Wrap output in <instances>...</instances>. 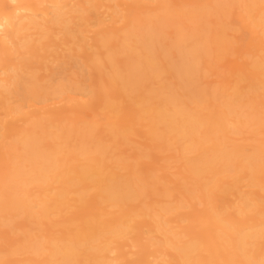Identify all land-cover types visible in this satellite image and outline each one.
Here are the masks:
<instances>
[{
    "label": "rangeland",
    "instance_id": "rangeland-1",
    "mask_svg": "<svg viewBox=\"0 0 264 264\" xmlns=\"http://www.w3.org/2000/svg\"><path fill=\"white\" fill-rule=\"evenodd\" d=\"M60 1L62 3L64 2V4H68H66V7L64 8V18H70L68 23V27L70 29L67 31V33L64 32V27H62V24L59 25L48 22L49 18L55 11L54 3H52L50 0H22L20 3L24 5V8L17 9L16 11L18 12H16L14 8L17 4L16 1L0 0V8L3 11L14 10L17 13L18 20H20L21 23L25 22L28 25L30 18L36 22V24H31L30 26H24L25 24L23 25L19 22V26L21 25V28L9 36V38L3 34L2 37L0 35V38H2L0 39V43L3 40L7 41L8 43H6L11 50V54L5 56V54H2L0 46V90L3 86L6 88L9 87L11 90H15V85L13 86L15 81H12L15 78H8V75L11 73L13 74V72L7 71V68L9 66L13 69L18 68L24 58H26L27 55L29 56L30 53H33V50L28 51L24 47H19L17 42H19L20 37L26 38L29 41L28 44H30V46L34 45L38 46L39 48V44L37 43L39 41L36 40H38L40 34L44 33L43 31H45L49 36L48 39L51 41L48 43L50 45L46 46L47 52L41 48L36 52L42 55L36 57V54L33 57L27 58L30 60L31 65L29 69H24L28 70V72L26 71L27 73L33 72L37 76V82L42 86L43 89L47 86L48 89H41L42 91H40L43 93V95L46 93V95H44L45 99H32L29 101L21 100L20 96H25L29 93L28 89L23 91L20 88L24 85L25 87L29 86L28 83L27 85L24 84L26 83L25 79H27L24 76L27 77L31 74L30 73L28 75L25 71L24 73H21L23 72V70L21 71V68L18 70V73L21 76L23 75V77L20 76L18 77L19 79H16L17 81L19 80L18 83L21 82L19 83V90L14 91L15 93L8 94L6 99L3 100L5 102L3 106L10 109L6 110L0 105V133H4L5 135L4 137L0 138V183H5V181H7L6 179L9 177V173L4 171V169L8 166L10 160L15 156V153L18 152L17 149L10 150L12 147L10 145L12 143V137L10 134L26 129L32 122H41L47 126L48 120L50 118H54V122L57 123L59 120L61 125H66L67 122L73 120L74 122H79H76L77 124L75 123L78 127H83L85 124L84 127L86 126L87 128H90V132L92 131L90 133L91 140H93L92 144L97 143L98 138L102 139V143H100L101 145H98V143L97 145L99 147L104 145L102 149L105 148L108 150L104 153V157L108 156L109 158V161H107L108 158L104 159L106 162L103 161L108 165L107 166L105 163H103L105 165V172H114L125 177L129 176L130 179L128 182L130 181L132 184L134 183V177L138 175V179H135V182L137 183H135V185L131 184L129 186H143V194L140 192L142 194L141 196L139 193L137 197L126 202L119 203V205H115L105 202L100 203V198L95 195L97 193L96 188H90L88 190L87 197L85 200H83V202H75L74 199H76V195L75 193L71 192L67 195V198H69L67 204L63 205L61 210H52L44 218L39 219L36 216V213L32 218L13 217L11 225L9 224L11 227L7 224L0 225V264H29L40 261L49 253L48 242L51 239L60 238L67 233H71L70 227L72 226L73 228V226L79 224L81 219L85 217L98 218L99 220L103 221L104 225H108L109 222L113 221V218L117 217H120L122 220L130 219L129 224L132 225V227L127 228L125 231L126 233L124 234L111 237L112 242L109 244L108 248L100 253V255L105 256L106 264H136V261L139 260L146 261L151 264H177L180 262L179 259L170 260L169 258V253H173L174 250H167V248L161 244V240L165 233H167L166 235L175 233L178 234L181 239L179 243L183 244V242L187 241L189 236L195 235V233L199 230V227H197L196 224L200 219H202L204 213L212 210V205L210 202L213 203V206H215V211L221 216L222 214L230 215L231 213V215H236L237 206L241 197L254 198L255 200L259 199V201H263L264 193L263 191H260V187L258 188V186H253L255 187L253 188L252 185H250L251 182H249V179H247L248 177L243 176L246 172L240 177L238 183L236 184V188L234 187V190L224 193L222 191V187H226L228 184L231 185L235 182V173L233 170L225 175L223 180L219 183L220 187H214L215 189H213L212 193L207 197L198 188L199 180L194 178V176L189 173L188 170L187 161L197 155L196 150L186 148L185 144L180 141L177 142L176 140L175 142V140L171 138L172 136L167 137V134L163 132L160 127H156V129L158 128L157 130L155 128L150 130V123H152L151 120L144 117L140 119L136 112L139 104H133L130 101L141 93H146V95L152 97V101H159V98L162 100L165 99L164 105L166 107L169 106L168 108L172 107V102L179 101L177 98H181V95L184 91L182 90V86L185 84L183 83L184 80L182 75L177 73V71L181 72L180 68L182 66L180 62L183 61L181 60L183 59V53L180 54V52H182V47L185 48L186 44L194 42L193 39L196 38L194 34L190 33L189 37L187 33H189L188 30H193L195 27V30L204 28L209 32H218L219 30L221 31L223 29V40L224 42H227V50L221 55L215 54L214 52L210 53V55L203 56L202 60H196L197 62H193L195 60H191L189 57H187L188 59H184L188 61L191 60V63H194L195 65H193L196 67L194 72L195 75L192 74L193 77L191 76L189 78L192 86L191 88L194 87V90L191 92H185L192 94V92L195 91L193 93L195 94L197 93V90H199L203 93H210L212 90H218L222 87L226 90L236 87L241 89V91H239L241 96L244 95L245 97L247 94H252V88H250L248 85L252 79V66L250 63L253 59H255V61H261L263 60L262 58H264V25L263 23L261 24L263 19L258 18L264 14V0L250 1V8L252 7L254 14L259 13L258 17H249L246 15V11L250 8L232 6V8L229 9L227 17L224 15L222 20L220 19L221 17H219L220 15L216 14L214 11L216 5L213 7V9L211 6L217 1H224L228 3L232 2L233 0H169L168 4L170 5L171 10L169 9L170 11H167L168 16L175 14L177 15L178 13L180 14V12L182 13V10L183 12H205L207 9L208 10L205 12V16L202 18V22L199 23V26H196V23L188 22L183 16L178 18L175 16L174 18L177 19H173L176 21L181 19L180 22L182 24L180 23V25H178V23H176V26L174 25L176 21L172 22L171 24L169 22L168 25L170 27H165V29H163V27L161 29V36L163 35V37L160 38L159 43H153V48L156 46V50H154L155 48L153 49L156 59V66H154V70L160 69L158 70V73L157 71L153 73L151 68H145L146 70L141 68V70H144V73L139 70L142 73L139 72L134 76L135 78L140 77L138 79H141V83L144 81L146 85L145 83H140L141 85L137 84L135 90H132L133 92L127 91L123 87H117L116 83H107L109 80L106 81V78L107 76L109 78L108 72H110L109 69L112 67H106V64L109 65V63H106L107 59L105 60V58L108 57V52L106 51L107 49L100 44V40H102V38L105 39V37H108L107 39H110L111 41L115 38V40H112V43L115 44L112 48L116 49L115 53H113V58L116 57L114 54L116 55L117 50L122 51L123 53L119 52L117 54L115 61L120 64L119 65L116 63L120 68L121 66H125L127 60L130 59L128 56H131L132 52L133 54L131 59L145 50L140 49L139 51V48H137L139 43H134V41L130 39L129 41L128 39H123V31L121 28L127 24L134 30L137 27L138 29L136 31L138 34H140L139 38L143 40L147 32L149 33L153 31L152 27H146L144 24L148 22L149 17L151 18L152 16H155V13L160 12V10L157 9L160 0H123L125 3L121 1L122 4L118 6L116 5L115 0H98L99 3L95 6L84 4L89 9L87 13L84 12V18H79L80 13L75 11V8L78 6L79 2H84L86 0ZM131 1H136L138 8L131 9L128 6ZM155 8L158 10L157 12L155 11ZM150 9L154 10L151 11ZM45 11L48 12L47 15L42 14ZM151 14L152 16H149ZM146 15L148 18H146ZM138 16L142 20L140 24L136 21ZM224 22L228 24L223 26ZM135 24L137 26L133 28V25ZM172 25L174 27H172ZM142 28L146 30L145 34L143 33L145 30ZM178 29L182 30H179V33H181V35L183 37L185 36L184 38L187 39L180 41V35H177ZM176 30L177 32L175 33ZM182 33L185 34L183 35ZM209 34L207 40L204 42V46H206L205 49L208 48V50H212V48H216L215 45H217V42L211 41L212 39ZM174 35L177 36L175 37ZM77 37L79 41L76 40ZM177 37H179V40ZM188 37L190 38L189 40ZM122 44H124L125 49L123 46L121 49L116 47V45L119 46ZM169 47H171L172 50H170ZM136 50L138 52H136ZM202 52L203 51H201V53ZM156 53L159 54L156 56ZM79 54L81 57H84L81 58ZM85 56L90 57L86 58ZM4 57H6V61H2L4 60ZM92 58L101 61L100 63L99 61L97 62L102 66V68H100L101 66L98 65V68L102 72L104 71L103 73H101L100 70H97L96 72L95 68L92 66L93 63L90 64ZM102 61L106 62L103 63ZM116 64L114 67H118ZM89 67H92V69L95 71ZM119 67L118 70H122ZM105 72L108 74L107 76L105 75ZM147 73L151 75H148ZM99 74L102 75L100 76ZM153 74L157 76H154ZM143 75H145L146 78ZM238 75H244V77L247 76L248 78L246 77L247 80H238V82ZM234 77L236 78L234 79ZM78 79L81 81L80 83ZM71 81H76V84L73 83L74 86L72 84L71 86ZM118 82L119 79L117 80V83ZM181 83L183 85H181ZM62 86L65 88L69 86V89H65L66 91H63L60 94H55L54 91L56 88L59 89ZM169 89L172 92H177V94L179 91H182V94H178V97H175V101H171V99L166 100V96L172 94ZM128 92L130 93L128 94ZM256 94L258 97L256 100L255 96L253 99L254 101L250 99L249 102L245 104L246 106L248 105L247 107L244 105L240 108L244 107L241 109L243 110L242 112H245V110L252 112V108L255 109L256 112L258 111V115L261 116L260 123L253 125L251 121L248 123H245L244 121L238 122L235 112H232L231 114L226 113L224 122L225 132H222L223 135L220 134L221 138L223 136V144H226V146L224 145L225 149H229L231 145H240L245 148L244 153L246 155V153L250 154L253 146L264 144V86L260 87ZM133 95L135 96L133 97ZM206 96L207 95H203V98H207ZM205 98L201 102L202 105L200 103L195 105V103L189 101L187 103L189 107H192L193 109L198 106L196 108L197 110L195 109L194 112L197 111L200 114H206L209 112L210 107L215 108V106L218 104L216 102L218 101H214L209 96V94L208 99L205 100ZM105 100L118 106L119 111L116 114L109 113L107 109L104 108ZM226 101L231 100L229 99ZM150 102L148 101L146 104ZM198 108H202L201 111ZM113 120H117L113 126L114 128L109 124V121ZM73 121H70L72 125ZM51 122H53V119ZM80 122H84V124L81 125ZM69 125L71 124L69 123ZM44 129H46V127ZM54 129V126L48 127V130L52 131ZM116 129L118 131L123 129L125 136L118 134ZM115 130L118 134V137H116L117 134L113 137L110 135L111 132ZM163 139H169V142H165ZM211 140L212 138H206L203 145L206 144L205 146H207L216 141L215 139V141ZM179 142L182 144H179ZM9 146L11 147L9 148ZM98 146L96 147L99 148ZM63 149L66 150L67 148ZM120 156L121 159L116 158H120ZM111 157H113L112 159H115V161H112ZM81 158V156H78L80 161ZM79 160L77 161L76 159L77 163H79ZM119 160H121V162ZM123 161H127V163H124ZM119 164L123 166H119ZM207 175L210 176V173ZM258 175L264 179V169H262V172L260 171ZM130 182L128 184H130ZM47 183L48 188L44 191L45 194L50 195L57 191L58 183L54 177L51 176L48 178ZM136 184L138 185L136 186ZM144 187L145 191L147 192L144 191ZM16 189L19 190L20 188ZM23 189L27 190L25 192L20 190V193L23 192L24 194V196L22 194L23 198H27L28 196L33 197V194L39 191V189H37L36 182L29 183L26 186L24 184ZM163 190L166 191V193ZM190 191H193L191 193L194 195L192 194L191 196ZM252 191L256 192H253L254 196L252 195ZM188 192L190 194H188ZM257 193L260 194V196L262 195V198L255 196ZM164 208L166 209L164 210ZM147 210L149 211L147 212ZM124 211H127L126 215L124 214ZM143 211L147 212L149 216H145L142 213ZM4 212L5 211H0V216H2V214L4 215ZM248 213H250V211ZM36 223L39 224L35 226ZM155 223L156 225L158 223V229L157 227L154 228ZM251 225L256 226L258 225V222H252V224L251 221L240 223V227H242L244 231H247L248 226ZM187 227H191V230L185 232ZM216 233L219 232L216 231ZM27 235H36L39 241L43 244L44 250L38 252L37 250L28 247L24 241V236ZM103 239L104 238L101 240ZM259 243L261 246L257 254L258 256H264V237L259 239ZM211 251L215 252L216 248H212ZM205 254H207V252L202 251V254L199 258H203V255ZM232 263L242 264L237 260L229 264Z\"/></svg>",
    "mask_w": 264,
    "mask_h": 264
},
{
    "label": "bare ground",
    "instance_id": "bare-ground-1",
    "mask_svg": "<svg viewBox=\"0 0 264 264\" xmlns=\"http://www.w3.org/2000/svg\"><path fill=\"white\" fill-rule=\"evenodd\" d=\"M12 1H16L17 3L16 6L14 7L15 11L17 9L24 8V5L20 3V1L22 0H12ZM50 1L54 3L55 11L53 12L52 16L49 18L48 22L52 24H59V25L62 24V27H64V32L67 33V31H69L70 29L68 27L70 18L68 19L64 18V14H65L64 8L66 7L67 3L64 4V2L62 3L60 0H50ZM115 1H116V5L118 6L122 4L121 1L123 0H115ZM250 1L251 0H233L232 2H228V3L224 1H217V2H214L211 8L213 9V7L216 5V8H214L215 9L214 11L216 12V14L220 15L219 17H221L220 19L222 20V17L224 15H226L227 17L229 13V9L232 8V6L233 7L241 6V7L250 8ZM123 2L125 3V1ZM98 3H99L98 0H86L84 2H79V4L77 3L78 6L75 8V11H78L80 13L79 18H82V17L84 18L85 17L84 12L87 13L89 11L88 7L85 6L84 4L95 6ZM168 3H169V0H160L159 5L157 6V9L160 10V12H158L159 14L155 13L154 14L155 16H152L153 14L152 13L151 15H149V16H152L151 18L147 17L148 14L146 15V18H148V22H146L144 25L146 27H149V26L150 28L152 27L153 31L149 33L147 32L145 34L146 30L142 28L143 30H145L143 32L145 34V37L143 40L139 38L140 34H138V32L136 31L138 29L137 27L134 30L127 24L123 28H121L123 31V39H128V41L130 39L134 41V43H139V46L136 44L138 47L136 45L134 46L139 48L138 49L139 51L140 49L145 50L144 52L142 51V53L141 52L139 53L141 55L137 54L136 52L138 51L136 50L135 53L137 54V56H135L133 59H131L133 52L131 51L132 54L129 52L131 56H128V55L127 56L130 57L131 60L130 59L127 60L126 62L127 65L124 63L125 66H121L120 68L119 67L120 64L115 61L117 54L122 51L117 50L118 52L116 51V55L114 54V56L116 57L113 58V53H115L116 49L112 48L115 45L114 43H112V40H115V38L112 39L111 41L110 39H107L108 37H105V39L102 38V40H100V44L104 46L107 49L106 51L108 52V57L106 56L107 58H105V60L107 59L106 60L107 62L106 61L104 62L109 63L110 66L106 64V67L107 66L108 68L112 67L111 68L112 70L109 69L110 72H108L107 70L109 74V78L107 76L108 74L105 72L106 73L105 75L108 78L107 79L105 77L106 81L107 80L110 81V82L108 81L107 83H111V82L116 83L117 87H123L124 89L130 92L132 90H135V88L137 87V84L141 83V79L140 80L138 79L140 77L137 76L138 78H135L134 76L135 74L139 72L142 73L144 70L148 68H151L153 73L156 71L158 73V70L160 69L158 67L159 68L158 70L156 69L154 70V66H156L155 65L156 59L154 56L155 52L153 51V49L155 48L154 50H156V46H154L153 48V43H156V42L159 43L160 38L163 37V35L161 36V32H162L161 29L163 27H164L163 29H165V27H168L169 22L171 24L172 22L176 21L174 19H177L180 16L181 17L183 16L184 19L187 20L188 22L196 23V26L197 25L199 26V23L202 22V18L205 16V12L208 10L207 9L205 12L204 11H198V12L185 11L183 12L182 10V13L179 10L180 14L178 13L177 15L175 14V15L168 16L167 11L170 9V5ZM128 6L131 9L138 8L136 1H131L130 4H128ZM158 10H156L155 8L156 12ZM15 11L14 10L13 11H3L0 8V35L1 37L3 34L7 38H9V36H11L13 33L18 31L19 28H21V25L19 26L21 22L20 20H18L17 13H16L18 11L16 12ZM42 14L47 15L48 12L45 11ZM258 14L259 13L254 14L252 7L246 11V15L249 17H252V16L258 17ZM139 16L136 19V21L139 22L140 24L142 20ZM175 16L177 18H174ZM258 18L263 19L261 24L263 23L264 25V14L261 17L259 16ZM180 20L179 21L177 20L174 23V25H176V23L180 25L181 23ZM21 24L23 25L25 24L24 26L27 25V23L25 22ZM31 24L34 25L36 24V22L35 20H32L30 18L28 25L30 26ZM223 24H224L223 26H225L228 23L224 22ZM135 26L137 25L136 24L133 25V28ZM172 27L174 26L172 25ZM195 28L193 30H188L189 33L185 32L188 34L189 37H190L189 35L190 33L194 34V36L196 37L195 39H193L194 42H190L189 44H186L185 48L180 46L183 48L182 52H180V54L183 53V56H182L183 59H181L183 61L180 62L182 66V67L180 66L181 72L177 71V73L178 74L180 73L182 75V78L184 80V82L183 81L182 82L185 83L184 85L181 83V85H183L182 90H184L183 94H182V91H179L178 94L180 93L182 94V95L180 94L181 98H179L177 92H174V91L172 92L169 89L170 92H172V94H169L168 96H166V100L171 99V101L172 100L175 101L176 99L175 97H178L177 99L179 101L172 102L173 103L172 107L170 106L171 108H168L169 106L166 107L164 105L165 99L162 100L161 98H159V101L156 100L158 102L153 100L154 101L153 103L152 97L146 95V93L145 94L141 93V94H138L135 98H133L135 96L133 95V97H131L133 99H131L130 102H132L133 104L137 103V105L139 104L138 105L139 107L138 108L136 107L137 108L136 112H137V115L140 117V119L144 117V118H148L151 120L152 123H150L151 124L150 126L152 128L149 126L150 130H152L153 128L156 129V127L158 128L160 127L162 131L167 134V137L172 136L171 138L175 140V142L176 140L177 142L180 141L183 144H185L186 148L196 150L197 155L189 159L188 161L186 160L188 163V170H189V173H191L194 176V178H197L199 180L198 188L207 197L212 193V190L215 189L214 187H217V186L220 187L219 183L223 180L225 175H227L228 173H230V171H233V170L235 173V176H234L235 182L233 180L234 182L233 184L231 185L228 184L226 187H222V191L224 193L234 190L237 186L236 184L238 183V180L245 172L246 173L243 176L248 177L247 179H249V182H251L250 185H252V187L253 186H258V188L260 187L259 188L260 191H263L264 193V179L258 175V173L260 171L262 172V169H264V144L253 146L250 154L246 153L245 155L244 153L245 148L240 145H237V146L231 145L230 148L227 147L229 149H225L224 145L226 146V144H223L224 142H222L223 136L221 138V135H223L222 132L223 131L225 132L224 122H225L226 113L231 114L232 112H235L236 119L238 120V122L244 121L245 123H248L251 121L253 125L255 124L257 125L260 123L261 116L258 115L259 114L257 113L258 111L256 112V110L252 108V112H249L248 110H245V112H242L243 110L241 109L244 107L242 108L240 107L247 104L250 99L254 101L253 99L257 95L256 94L257 90L260 87L264 86V58H262L263 60L261 61H255V59H253L252 62L250 63L252 66V79L250 80L248 85L250 88H252V94H249V95L247 94L244 97V95L243 96L240 95L241 93L239 91H241V89L239 88L234 87V88H229V90L228 89L226 90L221 86L222 87L221 89H218V90L214 89L210 93L208 92L203 93L202 91H199L196 89L197 93L193 94L195 92L194 91L192 92V94L189 93L190 94L189 95L186 92H189V91L191 92L192 90H194V87L191 88L192 86H191L189 78L195 75L194 72L196 70V67H194L195 64L193 63L194 64L193 65L191 63L192 62L191 60H195L193 62H197L200 59L202 60L203 56L210 55V53L214 52L215 54L221 55V54H224L227 50V44H226L227 42H224L223 40L224 39L223 29L221 31L219 30L218 32L216 31L209 32L208 30L204 28L197 29V30H195ZM179 30L180 29H178V32L176 30L175 33L177 32V35H180V39H181L180 41H182L183 39L184 40L187 39V38H184L185 36L183 37L181 33H179L182 30L180 31ZM43 32L44 33L40 34L39 39L36 40V41H39L37 42L39 44V48L38 46H34V45L30 46V44H28L29 41L24 37H20L19 42H17L19 47H24L28 51L33 50V53H30L29 56L27 55L26 58H24V60L21 62L18 68L13 69L10 66L7 68V71L13 72V74L11 73L8 75V78L9 77L15 78L12 80L13 82L15 81L13 84V86L15 85V90H11L9 89V87L6 88L4 86L0 90V105L1 107H4V109L6 110L7 109L9 110L10 108L3 106V104L5 103L3 100L6 99V96L8 94L15 93L14 91L19 90V87H20L19 83L21 82L18 83L19 80L18 81L16 80L18 77L21 76L18 73V70L22 68L21 71L23 70V72L21 73H24V71L28 72V70H24V69H29L31 65L30 60H28L27 58L33 57L36 54H37L36 57H39V55H42V54H38L36 51L41 48L46 51V46L50 45L48 44L49 42H51L48 39L49 36L47 35L45 31ZM208 34L210 35L212 39L211 41L217 42V45H215L216 48H212V50L210 49L208 50V48L205 49L206 46H204V42L207 40ZM189 37H188V40L190 39ZM178 38L179 37H177V39ZM76 40H78V37ZM174 41H175V38H174ZM6 42L7 41L3 40L0 43L2 54L3 55L5 54V56L8 54H11L10 47L7 45L8 42L7 43ZM119 46L116 45L118 49H121L122 46L124 48V44L119 45ZM136 47L134 48L137 49ZM169 48L170 50H172L171 47ZM201 51L203 52L201 53ZM157 54L159 53H156V56ZM85 57L88 58L90 56L88 57L85 56ZM187 57H189L191 60L190 59H189L190 61L184 60V59H188ZM5 59L6 57H4V60L2 61H6ZM97 61L99 60L92 58L91 63H90V64L93 63L92 66L95 68L96 72L97 70H100L98 68L99 64ZM100 62L101 61H99V63ZM116 63H118L119 65ZM115 64L118 65V67L122 70H118V67H114ZM100 68H102V66ZM141 68H144V70L143 69L141 70ZM90 69H92V67ZM139 70H141L142 72ZM103 72L101 71V73ZM27 74L28 75L30 74V75L27 77L24 76L25 78H27L25 79L26 83L24 84L27 85L28 83L29 86L25 87L24 85V86H21L20 88L23 91L28 89L29 93L27 92L28 93L27 95L20 96L21 100L29 101L32 99H40V100L43 99L46 93L44 91L45 94L43 95V93L40 92L42 91L41 89L43 88L40 84H38L37 76L33 72H29ZM148 75H151V74H148ZM153 75L157 76L155 74ZM21 77H23V75ZM246 77L247 76L244 77V75L243 76L238 75L237 81L247 80L248 77L247 78ZM235 78L236 77H234V79ZM118 79H119V82L117 83ZM75 82L76 81L72 83L69 82V83L70 85L72 84L74 86L73 83ZM80 82L81 81L79 80V83ZM143 83L145 82L143 81ZM64 86L60 87L59 89L56 88L54 93L60 94L63 91H66L65 89H69V86L66 88ZM46 89H48L47 86L43 90H46ZM22 90H21V93H22ZM130 92H128V94ZM173 93L174 95L176 93L177 96L176 95L174 96ZM208 94L214 101H218L216 102L218 104L216 106L214 105L215 108L216 107L218 108L215 109V108L210 107L208 113L200 114L197 111L194 112V110L198 106L197 107L194 106L195 109H193L192 107H189L187 103L188 101L195 103V105L199 103L201 104V102L205 98V97L203 98V95H207L206 96L207 98H205L206 100L208 99ZM154 95H155V92H154ZM256 98L258 97L256 96L255 100ZM229 99L231 101H226ZM106 100L104 102V108L107 109L109 113L116 114L119 111V107L110 102H107ZM148 101L150 103L146 104ZM247 106L245 105V107ZM201 109L199 110L201 111ZM52 119H53V122H51ZM52 119L50 118L48 120L49 123L46 121L48 124L47 126H45L41 122L39 123L32 122L26 129L20 132L10 134L12 137V141H11L12 143L10 145L12 147L9 146V148L11 147L10 150L17 149L18 152L17 153L14 152L15 156L10 160L8 166L4 169V171H7L9 173V177L6 179L7 181H5V183L4 182L0 183V211L2 212L5 211L4 212L5 214L4 215L2 214V216H0V225L2 224L11 225L13 217L32 218L34 217L35 213L39 219L44 218L52 210H56V211L61 210L62 209L61 207L67 204L68 199H69L67 198L68 197L67 195L71 192L75 193L76 195L75 197L76 199H74V201L81 203L83 202V200L86 199L88 190L90 188H94V189L96 188L97 193L95 195H97V197L100 198L101 200L100 203L105 202L108 204H115V205H119V203H123L128 200H131L137 197L140 192H142L143 186L141 185H140L141 187L138 184H136V186L138 185L137 187L129 186L132 184L130 181H129L130 184H128L129 183L128 180L130 179L129 176L125 177V176H122L121 174L118 175L114 172H109V173H107V171L105 172V168H104L105 165L103 163L106 162L104 159L108 158V156L104 157V153L108 150H106L105 148L102 149L104 145L102 147L98 146V145H101L100 143H102L101 142L102 139H99L98 137H97L98 145L97 143L92 144L93 140H91V136H90V133L92 131L90 132V128H87L86 126L84 127L85 125L84 122L83 123L80 122L81 125L84 124L83 127L82 126L78 127L76 125L77 124L76 122L78 121L76 120H75L76 122H74L73 120H70L71 122L73 121V125L70 121L67 122L66 125H63V124L61 125V123H59V120L57 123H55L54 118ZM116 121L117 120L109 121V124L113 127ZM69 123L71 125H69ZM91 125H94V124H91ZM2 126H3V123H2ZM52 126H54L55 129L52 131L48 130V127H52ZM45 127L46 129H44ZM116 130L113 131L114 133L111 132L110 135L112 137L114 135L116 136L117 133L121 134V136L124 135L123 129L119 131L117 130V133H116ZM118 134L116 137H118ZM4 136H5L4 133H0V138ZM167 137H163V138H167ZM206 138H210V139L212 138L213 141L215 140L216 141L205 146L206 144L203 145V143H205ZM95 140H96V136H95ZM168 140L166 139L165 142ZM180 142L179 144H182ZM96 146H98L99 148H97ZM63 148H67V149L64 150ZM78 156L82 157L81 161L78 159ZM112 158L113 157H111V160L115 161V159L113 160ZM116 158L121 159V156L120 158L119 157H116ZM76 159L77 161L79 160V163H77ZM107 161H109V158ZM119 161L121 162V160ZM125 162L127 163V161ZM119 166H123V165L119 164ZM240 166L243 170L240 168ZM208 173H210V176L207 175ZM51 176L56 179V182L58 183V187H57L56 192L49 195V194H45L44 191L48 188L47 180ZM137 176L138 175L134 177L136 180L138 179ZM135 179L133 180L134 185L135 183H137L135 182ZM33 182H36V186H37V189H39V191L33 194L34 195L33 197L28 196L27 198L26 197L23 198L24 196L23 192L27 191L23 189L24 184L26 186L27 184L33 183ZM21 184H22V187H21ZM145 187H144V191H145ZM16 188L18 189L20 188V189L17 190ZM20 190H23V192L20 193ZM164 192L166 193V191ZM191 192L193 191H190V193ZM253 192L255 191H252V195L254 196ZM190 193L188 192V194ZM142 194L140 193L139 195L141 196ZM192 194L193 193H191V196ZM255 196H258L259 198L262 195L260 196V194L257 193L255 194ZM210 204L212 205V210L204 213L202 219H200L196 224V226L199 227V230L195 233V235L189 236L187 241L183 242V244L179 243L181 239L178 236V234L176 233L170 234V235L169 234L166 235L167 233L164 234V237L161 240L162 246L166 247L167 250L168 249L174 250L173 253H169L170 260L179 259L180 262L177 264H229L233 261L235 262V260L239 261L242 264H264V256H258L257 254L261 246L259 243V239L264 237V200L259 201V199L255 200L254 198H248V197L242 198L241 197L239 199V204L237 206L236 215H231L232 214L231 213L230 215L222 214L221 216L219 213L215 211L214 209L215 206H213V203L210 202ZM165 209L166 208H164V210ZM148 211L149 210H147V212ZM249 211L250 213H248ZM126 212L124 213L125 215L127 214ZM147 212L143 211L142 213L146 216L148 215ZM112 220L113 221L109 222L108 225H104L103 221L95 217H88V218L85 217L81 219L79 224L73 226V228L72 226L70 227L71 233H67L64 236H61L60 238L51 239L48 242L49 253L46 256H44L43 259H41L40 261L34 262V263H29V264H106L105 256L100 255V253H102L103 251H105V249L108 248L109 244L112 242L111 237L117 236L119 234H124L126 233L125 231L127 230V228L132 227V225L129 224L130 219L122 220L120 217L119 218L117 217V218H113ZM246 221H249V222L251 221V224L252 222H258V225L248 226L247 231H244V229L240 227V223L246 222ZM38 224L36 223L35 226H37ZM158 226H159L158 223L157 225L155 223L154 228L157 227L158 229ZM189 230H191V227H187L185 232L186 231L188 232ZM216 231H218L219 233H216ZM102 238L104 239L101 240ZM24 239L28 247H31L37 250L38 252H41L44 250L43 244L39 241L36 235H32V236L27 235V236H24ZM212 248H216V251L215 252L211 251ZM202 251L207 252V254L203 255V258H199L202 254ZM80 256H85V257H80ZM136 264H151V263L139 260V261H136Z\"/></svg>",
    "mask_w": 264,
    "mask_h": 264
}]
</instances>
